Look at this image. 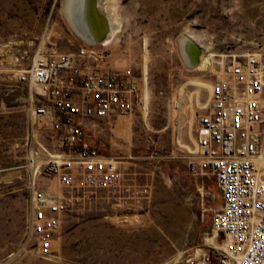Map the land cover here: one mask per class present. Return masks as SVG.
Listing matches in <instances>:
<instances>
[{
	"label": "rangeland",
	"instance_id": "rangeland-1",
	"mask_svg": "<svg viewBox=\"0 0 264 264\" xmlns=\"http://www.w3.org/2000/svg\"><path fill=\"white\" fill-rule=\"evenodd\" d=\"M101 2L120 23L101 43L100 67L130 72L134 108L97 121L102 136L95 125L87 138L105 155L124 157L129 147L133 157L118 166L140 193L118 201L108 189L62 190L46 174L31 187L34 176L22 166L28 146L49 142L51 133L31 125L29 108L40 89L30 90L17 74L36 55H76L85 43L67 22L63 0H0V264H225L223 236L211 225L222 203L219 186L210 174L190 173L186 163L195 155L198 116L227 66L257 54L264 82V0ZM180 35L199 45L208 63L189 67ZM85 59L79 65L92 66ZM259 98L264 153V86ZM34 189L72 198L47 258L28 226Z\"/></svg>",
	"mask_w": 264,
	"mask_h": 264
},
{
	"label": "built area",
	"instance_id": "built-area-1",
	"mask_svg": "<svg viewBox=\"0 0 264 264\" xmlns=\"http://www.w3.org/2000/svg\"><path fill=\"white\" fill-rule=\"evenodd\" d=\"M101 43L81 44L77 54L36 55L32 64L17 74L30 90L40 89L29 108L31 125L54 134L63 152H53L43 141L29 145L22 165L36 176L54 178L59 189H108L118 201L139 195L125 183L118 167L119 155H105L88 137L97 121L128 114L134 108L135 81L104 70ZM87 58V59H85ZM89 60L92 66L79 65ZM263 63L257 54L232 61L227 77L216 80L207 110L196 123V151L187 160L192 174L215 177L222 203L211 225L223 236V263L264 264V153L262 152ZM1 172V168H0ZM146 189L143 188L142 192ZM71 197L46 189H34L30 198L28 226L41 257L52 255V241L59 230L60 215Z\"/></svg>",
	"mask_w": 264,
	"mask_h": 264
},
{
	"label": "bare ground",
	"instance_id": "bare-ground-1",
	"mask_svg": "<svg viewBox=\"0 0 264 264\" xmlns=\"http://www.w3.org/2000/svg\"><path fill=\"white\" fill-rule=\"evenodd\" d=\"M101 1L97 0L96 4V0H63L61 9L64 16L83 42L86 40L83 39L80 32H84L87 37L90 36L101 43H106L119 28L118 17L109 13ZM182 35H180L178 47L186 64L189 67H202L208 63V58L204 55L202 48L194 41L181 37Z\"/></svg>",
	"mask_w": 264,
	"mask_h": 264
},
{
	"label": "crops",
	"instance_id": "crops-1",
	"mask_svg": "<svg viewBox=\"0 0 264 264\" xmlns=\"http://www.w3.org/2000/svg\"><path fill=\"white\" fill-rule=\"evenodd\" d=\"M97 127L95 128V132L97 133V134H99V136L101 137L102 136V129L100 128V127H98L99 125H100V122H98L97 124ZM51 133V135H50V140H49V142L48 141H43L45 144H47L48 145V147H49V149L51 150V151H53V152H63V151H65V149H62V148H60V147H58L57 146V144H56V142H55V138H54V134L52 133V132H50ZM117 147H118V145H117ZM126 150V152L128 153L126 156H124V157H122V159H124V158H126V159H128V158H131V157H133L132 156V152L129 150V147H127V149H125ZM120 163H122L121 161H119L118 162V164H120ZM119 167V166H118Z\"/></svg>",
	"mask_w": 264,
	"mask_h": 264
},
{
	"label": "water",
	"instance_id": "water-1",
	"mask_svg": "<svg viewBox=\"0 0 264 264\" xmlns=\"http://www.w3.org/2000/svg\"><path fill=\"white\" fill-rule=\"evenodd\" d=\"M96 4H97V0H96ZM81 33V36L83 37V39L86 40V44H98V43H101V41H97L95 39H93L92 37H87V35L84 33V32H80Z\"/></svg>",
	"mask_w": 264,
	"mask_h": 264
}]
</instances>
